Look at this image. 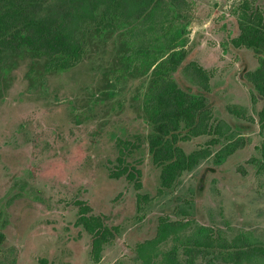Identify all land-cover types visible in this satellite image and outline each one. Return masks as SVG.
Instances as JSON below:
<instances>
[{"label": "rangeland", "instance_id": "obj_1", "mask_svg": "<svg viewBox=\"0 0 264 264\" xmlns=\"http://www.w3.org/2000/svg\"><path fill=\"white\" fill-rule=\"evenodd\" d=\"M189 1L194 13L189 48L212 73L214 115L231 127L246 125L245 131L235 130L246 145L220 167L213 158L202 162L184 174L175 190L160 194L141 107L149 80L120 75L113 38L95 39L84 60L63 74L39 76L30 71V60L21 61L5 75L0 97V232L5 234L0 264H96L90 235L76 224L77 199L87 202L93 214L104 215L108 225L120 227V236L105 246L98 264H142L137 247L156 238L161 219L188 223L181 242L209 234L227 247L264 244V172L259 174L251 162L261 158L264 144L258 118L262 102H253L241 77L243 67L254 70L257 60L251 51L230 45L235 10L245 0ZM248 1L264 10V0ZM233 106L243 109L246 118L228 114L226 108ZM118 139L141 144L127 159L143 173L140 194L150 201L141 210L134 186L111 175L118 167ZM209 139L187 143L186 151ZM174 245H179L174 237L161 243L155 260ZM198 259L235 264L212 256ZM238 264H264V258Z\"/></svg>", "mask_w": 264, "mask_h": 264}, {"label": "trees", "instance_id": "obj_2", "mask_svg": "<svg viewBox=\"0 0 264 264\" xmlns=\"http://www.w3.org/2000/svg\"><path fill=\"white\" fill-rule=\"evenodd\" d=\"M193 15L189 0H0V97L7 84L5 75L19 62L30 60V71L39 76L63 74L84 60L95 39L113 38L114 65L120 75L149 80L141 104L148 129L145 144L151 164L159 172L160 194L171 192L184 174L193 172L202 162L213 158L214 166L220 167L246 145L245 139L235 136V130L245 131L246 125L231 127L214 115L212 73L195 61L189 48ZM235 15L236 34L230 38V45L251 51L257 60L254 70L243 67L241 77L252 90L253 102H262L258 118L264 131V10L245 0ZM180 75L192 87L179 79ZM226 110L246 118L239 107ZM204 137L210 138L204 146L186 151L187 143ZM223 139L227 141L224 145ZM118 145V167L111 175L125 177L134 186L141 210L150 201L140 194L143 173L138 164L127 160L141 144L118 139ZM260 152L261 158L251 160L259 174L264 172V144ZM75 204L76 224L90 235L91 258L98 264L105 246L120 236V227L108 225L102 214H93L87 202L77 199ZM187 226L161 219L156 238L137 247L142 264H208L198 262L199 256L235 264L264 258V244L227 247L209 234L181 242L180 233ZM171 237L179 245L156 261L158 246ZM4 241L5 234L0 232V248Z\"/></svg>", "mask_w": 264, "mask_h": 264}]
</instances>
